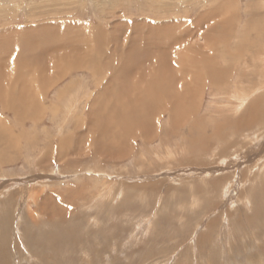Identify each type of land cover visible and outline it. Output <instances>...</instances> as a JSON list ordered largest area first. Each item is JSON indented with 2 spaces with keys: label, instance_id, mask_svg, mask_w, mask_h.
I'll use <instances>...</instances> for the list:
<instances>
[{
  "label": "rangeland",
  "instance_id": "1",
  "mask_svg": "<svg viewBox=\"0 0 264 264\" xmlns=\"http://www.w3.org/2000/svg\"><path fill=\"white\" fill-rule=\"evenodd\" d=\"M0 264H264V0H0Z\"/></svg>",
  "mask_w": 264,
  "mask_h": 264
},
{
  "label": "bare ground",
  "instance_id": "2",
  "mask_svg": "<svg viewBox=\"0 0 264 264\" xmlns=\"http://www.w3.org/2000/svg\"><path fill=\"white\" fill-rule=\"evenodd\" d=\"M213 9H214V8H213ZM222 25H223V24H222ZM164 29H165V28H164ZM229 29H230V28H229ZM164 32H165V31H164ZM65 33H66V32H65ZM176 33H177V32H176ZM91 36H92V35H91ZM99 38H100V37H99ZM98 40H100V39H98ZM96 44H97V43H96ZM116 44H118V43L116 42L114 45H116ZM133 44H134V42H131L130 45L133 46V48H135ZM63 45H64V44H63ZM205 45H206V44H205ZM146 46H147V45H146ZM203 46H204V45H203ZM83 48H84V47H83ZM115 48H116V46H114V49H115ZM130 48H131V47H130ZM97 49H98V52H100L101 45H99V47H98ZM209 49H210V48H209ZM65 50H66V49H65ZM101 51H102V50H101ZM131 51H132V49H131ZM112 52H113V51H111L110 53H112ZM99 54H100V53H99ZM130 54H131V53H130ZM100 55H101V54H100ZM158 58H159V60H161L160 63H159V65H160V67H162V69H167V70L170 69V71H172V69H175L174 66H173V67H170V64H169V63L167 64V58H166V57H165L166 59L164 58V59L162 60V55H160ZM185 60H186V59H185ZM91 61H92V60H91ZM91 61H90V62H91ZM169 61H170V60H169ZM172 61H173V60H172ZM189 61H190V60H189ZM193 61H194V60H193ZM93 62H94V61H93ZM157 62H158V61H156V63H157ZM85 63H88V62H85ZM94 63H95V62H94ZM156 63H155V64H156ZM178 63H179V62H178ZM186 63H187V62H186ZM186 63H185V64H186ZM72 64H73V63H72ZM90 64H92V63H90ZM74 65H75V64H74ZM83 65H84V64H83ZM95 65H97V64H95ZM95 65H91V66L93 67V66H95ZM167 65H169V67H168ZM80 66H81V65H80ZM199 66H200V65H199ZM92 67H91V68H92ZM96 67H97V66H96ZM179 68H180V67H179ZM155 69H156V68H155ZM178 70H179V69H178ZM60 71H61V70H59V72H60ZM65 71H66V73L68 72V70H65ZM111 71H113V70H111ZM137 71H138V70H137ZM139 71H140V70H139ZM139 71L136 73V76H139V74H138ZM92 72H93V70H92ZM94 72H95V71H94ZM101 72H102V71H101ZM96 73H100V72H98V70H97ZM128 73H129V70H115L113 74H112V72H111V78H112V79H110V78H109V80L107 79L108 81L104 84L105 87H103V91H104V92H107V89H111V85H115V84H116V81H117L118 79H120L119 84H122L121 86H124V88H125V84L128 85V84H129L128 82H129L130 80H133V79H134V78H132L133 72H131L129 75H128ZM167 73H169V72H163L161 76L159 75V76H160V79H161V80L166 79V76L170 74V73H169V74H167ZM208 73H209V72H208ZM93 75H94V77H95V73H93ZM100 75H102V74H100ZM64 76H65V75H64ZM123 76H124L125 78L122 80V77H123ZM61 77H62V76H61ZM173 77H174V76H173ZM209 77H210V76H209ZM163 78H164V79H163ZM212 78H213V77H212ZM47 79H48V78H47ZM142 79H143V78H142L141 76H140L139 78H135V79H134V82H131V83H134L133 86L131 85V86H129V87H132L131 89L135 88L136 84H138V81H140V82L142 83V81H141ZM169 79H170V78H169ZM172 79H174V78H172ZM175 79H176V78H175ZM191 80H192V79H191ZM98 81H99V80H98ZM98 81H97V82H98ZM150 81H151V80H150ZM181 81H182V80H181ZM122 82H124V84H123ZM146 82H147V81H146ZM158 82H159V80L157 81V83H158ZM162 82H163V81H162ZM162 82H161V83H162ZM131 83H130V84H131ZM178 83H179V82H178ZM117 84H118V83H117ZM142 84L144 85V83H142ZM148 84H149V82H148ZM166 84H167V83H166ZM159 85H160V84H159ZM159 85L155 84V85H154L155 87L152 86V87L156 90V92H157L158 89L161 88V87L158 88ZM119 86H120V85H119ZM121 86H120V87H121ZM137 86H138V85H137ZM139 86H140V84H139ZM146 86H147V87H146ZM181 86H182V85H181ZM109 87H110V88H109ZM120 87H119V88H120ZM140 87H142V86H140ZM145 87H146V88H151V85H145V86H143V88L145 89L144 92L146 93V95H145V94H143V95H144V96H147V95H149V94H147L148 92H147V89H146ZM124 88H122V90H123ZM138 88H139V87H138ZM180 88H181V87H180ZM67 89H68V88H67ZM104 89H105V90H104ZM120 89H121V88H120ZM161 89H163V88H161ZM161 89H160L159 92H157V93H161ZM164 89L167 91V93L169 92V89H168V88H164ZM196 89H197V88H196ZM165 90H164V91H165ZM103 91H101V92L98 91V92H99V93H98V96H99V94H100V95L103 94V93H102ZM129 91H131V90H129ZM63 92H64V91H63ZM110 92H111V91H110ZM152 92H153V90H152ZM116 94H117V93H116ZM131 94H132V92H131ZM138 94H139V93H138ZM162 94H163V93H162ZM104 95H105V94H104ZM119 95H120V97L122 96V95H121V90H120V92H119L116 96H119ZM167 95H168V94H167ZM129 96H130V95H129ZM135 96H136V95L133 96V100H134V97H135ZM164 96H165V95H164ZM107 97H113L112 92H111ZM120 97H119V98H120ZM125 97H126V96H125ZM127 97H128V96H127ZM139 97H140V96H138V98H139ZM121 98H122V97H121ZM121 98H120V99H121ZM123 98H124V97H123ZM131 98H132V97H131ZM131 98H130V99H131ZM138 98L135 97V99H138ZM141 98H143V96H142ZM109 99H110V98H109ZM124 99H125V98H124ZM139 99H140V98H139ZM143 99H144V98H143ZM118 100H119V99H118ZM151 100H152V99H151ZM112 101H113V100H112ZM114 101H115V100H114ZM114 101H113V102H114ZM134 101H136V100H134ZM141 101H142V99H141ZM148 101H150V99H148ZM115 102L117 103V101H115ZM115 102H114V103H115ZM136 102H137V101H136ZM144 102H146V101H144ZM144 102H142V103H144ZM164 102H165V101H164ZM241 102H243V101H241ZM110 103H112V102H110ZM125 103L128 104V102H125ZM125 103L123 102V104H125ZM132 103H133V102H132ZM140 103H141V102H140ZM142 103H141V104H142ZM146 103H147V102H146ZM146 103H144L145 106H146ZM154 103H155V102H154ZM144 104H143V105H144ZM148 104H149V103H148ZM151 104H152V103H151ZM71 105H72V104H71ZM120 105H121V103H120ZM137 105L139 106V104H137ZM122 106H123V105H122ZM167 106H169V105H167ZM176 106H178V105H176ZM71 107H72V106H71ZM111 107H112V106H111ZM129 107L131 108V107H135V106H134V105H133V106H132V105H131V106L129 105ZM148 107H150V106H148ZM148 107H147V108H148ZM154 107H155V106H154ZM173 107H174V106H173ZM173 107H172V108H173ZM145 108H146V107H145ZM172 108H171V110H173ZM139 109H140V108H139ZM139 109H138V110H139ZM152 109H153V107H152ZM71 110H72V109H71ZM121 110H122V109H121ZM147 110H148V109H147ZM149 110H150V109H149ZM149 110H148V111H149ZM153 110H154V109H153ZM153 110H152V111H153ZM251 110H252V109H251ZM100 111H101V110H100ZM127 111H128V109H127ZM136 111H137V110H135V112H136ZM140 111H141V110H140ZM133 112H134V111H133ZM138 112H139V111H138ZM138 112H136V113H138ZM141 112H143V111H141ZM96 113H97V112H96ZM107 113L109 114V111H107ZM173 113H174V112H173ZM250 113H251V112H250ZM67 114H68V113H67ZM110 114L113 115L111 112H110ZM146 114H149V113L147 112ZM124 116H125V115H124ZM129 116H130V115H129ZM131 116H132V114H131ZM131 116H130V117H131ZM136 116H137V115H134V117H136ZM111 117H112V116H111ZM117 118H118V117H117ZM126 118H127V116H126ZM145 118H146V117H145ZM96 119H97V118H96ZM109 119H110V117H109ZM119 119H121V118H119ZM129 119H130V118H129ZM131 119H132V117H131ZM137 119H138V118H137ZM97 120H98V119H97ZM97 120H96L95 122H97ZM107 120H108V118H107ZM127 120H128V118H127ZM146 120H147V119H146ZM101 121H102V118H101ZM108 121H110V120H108ZM147 121H149V120H147ZM175 121H176V120H175ZM103 122H104V120H103ZM122 122H123V123L125 122V121H124V118H123V121H122ZM130 122H131V121H130ZM139 122H140V117H139ZM111 123H112V122H111ZM120 123H121V122H120ZM125 123H127V122H125ZM244 123H245V122H244ZM109 124H110V123H109ZM117 124H118V123H117ZM127 124H128V123H127ZM144 124H145V122H144ZM144 124H143V126H144ZM97 125H98V124H97ZM100 125H101V123H99L98 126H100ZM107 127H108V126H107ZM127 127H128V125H127ZM242 127H243V126H242ZM99 129H100V130L102 129V131H105V133L108 132V131H106L107 128H106L105 130H103V128L100 127ZM142 132H143V131H142ZM143 133H144V132H143ZM106 134H107V133H106ZM106 134H105V135H106ZM114 145H115V144H114ZM61 146H62V145H61V143H60V147H61ZM5 255H6V254H5ZM5 255H4V256H5Z\"/></svg>",
  "mask_w": 264,
  "mask_h": 264
}]
</instances>
